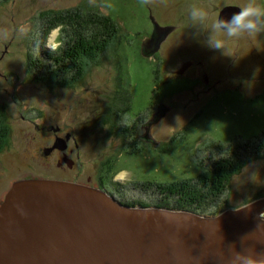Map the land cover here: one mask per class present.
<instances>
[{"label":"rangeland","instance_id":"1","mask_svg":"<svg viewBox=\"0 0 264 264\" xmlns=\"http://www.w3.org/2000/svg\"><path fill=\"white\" fill-rule=\"evenodd\" d=\"M192 2L194 0H151L145 5L142 0H0V104L9 119L6 124L8 138L0 143V199H5L16 181L27 179H16L18 177L56 175L57 169L49 168L51 165L41 158L38 164L28 160L21 168L17 165L21 164L27 148L35 145V136L41 135L42 129L38 124L47 126L55 111L61 112L63 108L69 116L63 124L65 129L81 128L85 134L87 130V136L91 138L86 143L88 148L81 147L83 156L77 167L82 171L81 180L85 181L91 174L96 177L94 184L98 185L100 176L109 191L122 193V201L153 203L156 199V195L151 194L153 191L144 193L135 186L197 177L217 163L226 166L227 177L230 178L226 193L217 202L203 201L205 206L198 212L218 214L259 198V172L263 162L259 161L261 148L257 147L259 140L256 138L264 133V95L259 96V75L262 74L259 59L251 58L248 52L256 34L241 37L243 57L247 55V61L238 62L232 68V74L224 67V63L231 58L227 57L228 46L225 50L212 52V75L224 76L225 80L232 75L233 85L231 89L215 93L205 102L199 99L197 89L179 88L180 84L190 86L192 80L180 79L160 85L159 78L154 79V71L163 59L168 66L161 64V72L163 68L179 64L180 60L191 56L189 51L182 56L184 50L181 44L191 47L196 37L189 16ZM77 6L102 10L120 22L124 30L118 47L115 44L112 50L99 58L100 62L91 61L90 70L83 79L62 88L65 85H57L56 80L42 78L45 75L43 68L30 69L29 60H41L51 65L50 61H46L50 55L44 51L51 52V48L57 50L62 44L60 28L54 29L47 38H42L41 14ZM150 6L162 23L176 26L163 47V59H147L153 58L160 50L151 57L141 52L143 40L153 31ZM21 28L25 31L22 32ZM217 38L227 39L222 34ZM233 43L237 44V40ZM205 48L202 46V49ZM203 56H206V51H203ZM52 60H55L54 57ZM116 63L119 64V73L112 69L116 68ZM66 73L65 70L62 83L69 80ZM118 76L122 82H116ZM239 85L242 87L239 88ZM117 86L130 88L134 95L133 102H116L110 93L117 91L121 98L127 97L123 89L117 90ZM81 92L85 94L78 96L77 93ZM99 94H106L103 98L105 103L86 101ZM158 102L171 106L170 113L157 128L161 134L159 145L141 147L144 142L137 135L131 137L128 130L133 129L138 119L156 112ZM149 106L151 108L146 109ZM102 108L108 115L103 116L102 123L92 124L95 115L98 116L97 111ZM116 108L124 110L119 120L112 114ZM248 140L251 141L247 145ZM218 144H229L235 149L237 145H242L245 148L240 155L226 158L223 151L215 149ZM249 146L251 151L258 148L259 155L249 152ZM231 163L232 167L239 163L242 165L234 171Z\"/></svg>","mask_w":264,"mask_h":264},{"label":"water","instance_id":"2","mask_svg":"<svg viewBox=\"0 0 264 264\" xmlns=\"http://www.w3.org/2000/svg\"><path fill=\"white\" fill-rule=\"evenodd\" d=\"M239 10L226 6L219 16L230 19ZM150 18L152 34L141 44L147 57L176 28L160 24L153 13ZM168 111L160 104L151 124ZM263 212L264 198L205 214L131 205L79 182L21 179L0 205V264H229L233 247L264 251Z\"/></svg>","mask_w":264,"mask_h":264},{"label":"flooded vegetation","instance_id":"3","mask_svg":"<svg viewBox=\"0 0 264 264\" xmlns=\"http://www.w3.org/2000/svg\"><path fill=\"white\" fill-rule=\"evenodd\" d=\"M245 2L246 0H194V2H192L193 3L192 7L194 6L204 7L209 11L210 19L208 21V24L202 25L200 23H196L191 20L192 29L195 32L194 36H196L192 40L193 45L190 47L185 43L181 44L184 50L182 51V56L183 54L188 53L187 51H189L191 54V56L188 59H182L180 60L179 64L177 63L176 65L169 66V68L167 67L163 68V72H161V64L165 63V59L161 58L163 57L162 54L165 51L163 47L170 40L171 35L162 44L160 51L153 58H147L149 60H155L158 57L163 59L162 62L158 63L154 71V79L157 80V78H159L158 80L160 82V85L164 83L170 84L172 82H175V80H180V79L192 80L193 84H191L190 86L187 84L186 85L180 84L179 88L185 90L188 88H192L194 91L195 89H197L199 91L198 94L199 99H201V101L204 102L207 98H211L212 96H214L215 93H218L223 89L224 90L231 89L233 85L232 75L230 76L229 80H225L223 78L224 76L215 77L212 75L213 64L212 61L210 60H211L212 52H215L216 49L210 48L207 44L209 43V40L212 37L211 23L220 15L221 10L226 6L239 7ZM149 10L151 15V13H153V8L150 6ZM153 15L156 16L154 13ZM156 18L160 22V24L166 25L160 21L158 16H156ZM241 37L238 39L226 37L227 39L224 40L226 47L228 46L230 52V53L227 52L228 53L227 57H231L227 62L224 63V67L230 73L232 68L235 67L236 64H238V62H243L244 60L247 61L246 59L247 55L243 57L244 51H242V45L240 43L242 39ZM235 40H237V44L233 43ZM202 46L206 48L202 49ZM232 48L233 50L231 53ZM203 51H206V56H203ZM249 51L251 58H254L256 60L259 59V70L261 69L262 72V74L259 75V96H262L264 95V32L257 33L256 39L251 40L250 50L248 49V52ZM212 60H214V58ZM164 65L168 66L166 63ZM156 72H159V74L156 75ZM159 75L161 76V78L159 77ZM117 81L122 82V78L118 76L116 78V82ZM240 83H242V81H240ZM238 87L241 88L242 86L239 85ZM62 88H67V86H63ZM121 89L124 90L123 93H125L127 97L121 98L116 91V93L114 92L110 93V95L111 94L113 95V99L116 102L124 101L127 104H129L131 100L133 102L134 95L132 93V90L130 88H123L121 86H117L118 91ZM81 94L83 95L85 93L84 92L77 93L78 96ZM105 95L106 94L101 96L99 94L97 95L96 98H87L86 101L89 102L94 101V102H98L99 104H102L103 102L105 103L106 101L103 99ZM158 104L160 105L162 104V102H158ZM159 105L157 106V108L159 107ZM150 108L151 106L146 107V109H150ZM170 108L171 106H169V111L167 112L166 116L157 123L151 124V120L155 112H153L152 114L148 113V115L147 114L145 115L146 117H142L141 119H138L137 123L133 126V129L128 130L130 136L132 137L133 135H137V137L142 142H144V144H142L141 147H144L146 145L158 146L160 142L158 138L160 137L161 134L159 133V130H157V128L162 125V122L170 113ZM123 111L124 110L121 111V109L118 110V108H116L112 114L117 118V120H119V117L121 116ZM105 112H106L105 110L103 112V108L101 110H98L97 111L98 116L97 114L95 115L94 118L95 120L92 121V124L96 125L97 123H102V120L104 118L103 116L108 115V113ZM67 119H69V116L66 115L65 108H63V111L61 112L55 111L53 116L49 118L48 121L50 122L47 126H41L40 124H38V127L42 129L41 135L39 137L35 136L34 138L35 145H32L31 147L27 148V151L23 154V157L21 158V161L23 163L20 162L21 164L17 165L19 166V168H21L23 165H25L24 163H26L28 160H31L32 162L38 164L41 158L42 160H44V162L47 165H51L49 168L54 167V169H57L55 171L56 175H51V174H45L44 176L27 175L24 177H18L16 179H21V178L61 179V180L79 182V183L107 189L104 184V181L100 178V176H99L98 185L94 184L95 182L94 179H96V177L91 174L87 176V179L85 181L81 180L82 171L80 169H77L78 164H80L83 156V150L81 149V147L83 146V149L88 148L86 143H89L91 138L87 136V130L85 134L84 130H82L81 128H78V130L77 129L66 130L65 129L66 127H64L63 124L67 122ZM88 133L91 134L90 131H88ZM63 139H66L67 142H65ZM61 145H65V146L63 147ZM260 148H261L260 151L261 156L259 155V161L263 162L262 163L263 167L260 169L259 172V185H261V191H260L261 193L259 195V199L264 198V154H262L264 151V133L259 137V149ZM69 174L72 175L68 176ZM1 175H2V171H0V180L2 179ZM9 188L7 190H9ZM6 193L7 191L3 195L5 196ZM111 193L114 194V192ZM2 200L3 198L0 199V204Z\"/></svg>","mask_w":264,"mask_h":264},{"label":"trees","instance_id":"4","mask_svg":"<svg viewBox=\"0 0 264 264\" xmlns=\"http://www.w3.org/2000/svg\"><path fill=\"white\" fill-rule=\"evenodd\" d=\"M41 15L42 38H47L54 29L60 28L62 31V44L54 52L44 51L52 59L54 57L55 60H52L50 56H47L48 60L46 59V61L47 63L50 61L51 65H46L41 60L38 62L29 60V68H43L45 75H42V78H52L56 80L57 85L69 86L83 79L90 70V62L94 60H99L100 62V59L108 50H112L111 48L115 44L118 47L119 41L122 39L121 33L124 29L120 22L102 10L77 6L60 11L53 10L46 12L45 15ZM118 63H116V68L112 67V69L113 71L116 69L119 73ZM65 70L67 71L66 78L69 80L67 83H62L61 79L64 78L63 74H65ZM8 123L7 113L2 104H0V143L8 138L9 131L6 125ZM256 140L258 141L259 138H256ZM249 141L251 140L246 141L247 145L250 143ZM229 144L227 146L225 144H218L215 149L223 151L226 155L224 157L228 158L230 156L229 158H233V155H240L245 148L242 145H237L238 148L236 147L237 149H235L233 146H229ZM250 146L248 147V151L259 155V149L251 151ZM215 165H213L215 169L211 168L197 177L173 182L140 183V186H135L136 189L144 191V193L153 191L151 194L156 195L153 203L146 201L124 202L131 205H162L198 211L202 206H205L203 205V201L207 202L210 200L213 203L217 202L226 193L227 181L230 179L227 177L226 166L219 163ZM241 165L239 163V165L232 167L231 163L230 167L236 171ZM218 168L220 169L217 170ZM116 195L119 198L123 196L120 192Z\"/></svg>","mask_w":264,"mask_h":264},{"label":"clouds","instance_id":"5","mask_svg":"<svg viewBox=\"0 0 264 264\" xmlns=\"http://www.w3.org/2000/svg\"><path fill=\"white\" fill-rule=\"evenodd\" d=\"M142 3L147 5L151 3V0H142ZM239 9L230 19H222L218 16L211 23L212 37L207 44L210 48L225 50V41L217 38L221 34L227 38L238 39L245 34L251 36L264 32V0H246L239 6ZM189 16L193 22L202 25H207L210 19V13L204 7H192L189 10ZM21 31L23 32L25 29L21 28ZM51 49L53 52L55 51V48ZM229 264H264V251L258 252L248 248L237 251L233 247Z\"/></svg>","mask_w":264,"mask_h":264},{"label":"bare ground","instance_id":"6","mask_svg":"<svg viewBox=\"0 0 264 264\" xmlns=\"http://www.w3.org/2000/svg\"><path fill=\"white\" fill-rule=\"evenodd\" d=\"M213 205V204H212Z\"/></svg>","mask_w":264,"mask_h":264}]
</instances>
